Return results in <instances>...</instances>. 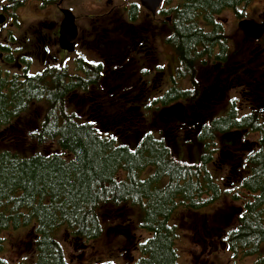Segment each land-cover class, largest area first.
<instances>
[{"label":"trees","instance_id":"trees-1","mask_svg":"<svg viewBox=\"0 0 264 264\" xmlns=\"http://www.w3.org/2000/svg\"><path fill=\"white\" fill-rule=\"evenodd\" d=\"M234 1L194 0V6L199 12L215 13L220 6ZM179 33L183 53L194 44L199 48L203 42L217 41L215 33L205 35L200 29L194 32L187 28ZM196 54L195 68L200 66L203 51ZM91 70L86 65L85 78L70 80L67 87L60 81L52 82L47 89L36 88L35 82L23 83L17 103L15 98L5 97L6 111L1 114L5 124L20 119L32 102L41 104L42 111L35 121L38 129L30 135V150H14L11 143L0 148V264H9L1 257L2 233L28 228L33 235L34 259L19 264H68L57 239L59 231L65 230L73 240H96L103 234L101 211L106 208L110 214L137 209L138 228L148 236L138 243L139 256L134 264H178L170 218L178 208L199 211L228 195L227 190H219L216 179L207 172L208 149L216 137L235 129L259 132V137L243 162L244 173L237 175L233 186L230 199L239 207L235 226L224 235V245L235 255L253 258V264H264V102H260L261 116L251 112L236 118L231 100L224 114L211 118L209 127L197 130L194 140L204 155L197 164L188 163L183 160L181 148L175 156L170 143L156 131H142L125 143L119 142L72 103L66 105V99H79V91L89 107L86 115L92 116L91 107L96 101L89 95L98 84V75ZM194 78L190 77L192 83ZM194 92L197 95L200 91ZM188 98L187 93L171 88L153 102L166 107ZM89 99L93 102L88 103ZM47 143L54 145L53 151L39 149ZM146 171L150 173L145 175Z\"/></svg>","mask_w":264,"mask_h":264},{"label":"flooded vegetation","instance_id":"flooded-vegetation-1","mask_svg":"<svg viewBox=\"0 0 264 264\" xmlns=\"http://www.w3.org/2000/svg\"><path fill=\"white\" fill-rule=\"evenodd\" d=\"M254 1L235 0L220 6L215 13L205 14L197 11L194 0H159L153 12L139 0H2L0 136L4 129L13 128L19 120L15 118L13 123L5 124L1 116L6 111L5 97L15 98L17 103L23 83L35 82L36 88L47 89L52 82L60 81L67 87L70 80L85 78L86 65L91 66L98 79L102 72L114 77L130 76L133 65L144 66L142 70L147 71H142L143 76L138 80L147 82L146 87L149 81L153 86L158 81H167V88L160 97L171 88L189 95L188 100L178 99L170 104L169 110L177 111V122L186 113L182 105L189 106L191 119L196 120L197 110L216 103L231 92L244 98L238 102L239 107L232 99L237 108L236 118L251 112L260 115V102H264L261 99V94L264 95V59L261 58L264 32L258 40L248 42L239 30L243 20L256 22L264 29V4L257 8L259 12L255 17H246L244 13ZM225 14L234 24L237 43H232L227 32ZM187 28L194 32L200 29L205 35L215 33L217 41L203 42L199 48L194 44L189 52L183 53L179 31ZM165 50L172 54L168 60H173L166 68L162 63ZM246 50L252 55L247 59L244 57ZM202 51L198 60L200 66L195 68L198 57L195 53ZM93 54V58L87 56ZM200 75L210 81L196 95L190 77H195L194 83ZM214 84L219 86V92L216 98L209 100L204 92ZM82 94L78 91V95ZM68 102L66 99V105ZM83 105V96L72 104L76 108ZM210 124L201 121L196 125L197 130ZM255 136L258 138L259 132L235 129L216 137L213 147L208 149L210 163L218 156L217 160L226 166L229 174L241 176L243 162L256 146ZM202 155L196 152L190 157L193 156L197 164Z\"/></svg>","mask_w":264,"mask_h":264},{"label":"rangeland","instance_id":"rangeland-1","mask_svg":"<svg viewBox=\"0 0 264 264\" xmlns=\"http://www.w3.org/2000/svg\"><path fill=\"white\" fill-rule=\"evenodd\" d=\"M262 4H264L262 0L252 2L245 9L246 17L258 15L257 8ZM223 18L228 22L226 29L232 43L239 42L233 31L234 24L231 18L228 14H225ZM262 48L264 50V41ZM171 55L166 50L164 51L165 60L162 63L165 68L173 64L172 58L168 60ZM87 56L93 58L94 54ZM251 56L247 50L244 52L245 59ZM261 58L264 59V53ZM143 67L133 65L131 67L133 73L130 72V76L114 77L107 72H102L97 80L96 88H93L89 95L96 101V104L94 103L91 107L90 115L92 116L86 115V110L89 107L85 102L83 107L76 109L80 110L84 117L89 118L88 120L94 121L101 131H110V134H113L119 142L132 139L142 131H156L158 136L164 138L168 144L170 143L171 151L175 156H177L180 147L184 154L183 160L193 163L194 157H190V154L193 155L202 150L194 140L197 123L208 122L211 118L224 114L232 99H235V105L239 107L238 102H242L244 98L235 92L226 93L216 103L197 110L196 120L191 119L189 113L191 110L188 105L184 104L182 110L186 109V113L177 122V111L169 110L172 105L163 107L159 103L153 102V99L158 98L161 92L167 88V81H158L154 86L149 81V85L146 87L147 82L138 80V77L143 76ZM201 75L196 77L194 84L191 82L192 89H196L198 92L210 81V78ZM81 96L79 95V98ZM77 100L74 101V98H71L69 102L75 104ZM91 102L93 100L89 99L88 103ZM73 110L75 111L74 107ZM41 111V104H31L26 113L20 116L18 122L13 124V128L4 129L0 136V148L11 143V148L14 150H30L32 148L30 135L38 129L35 121L40 118ZM179 134H181V138H179ZM254 139L257 141L256 136ZM217 143L219 144L216 139ZM39 149L47 152L53 151L54 145L47 143ZM216 157L214 162L207 165V170L216 179L219 190H227L228 195H222L208 208L199 211L192 212L181 208L174 211L170 218V224L175 228L178 264H253V258L244 259L239 254L235 255L224 245L223 238L226 231L236 224L235 215L239 204L231 202L230 198L238 176L229 174L225 169L226 166L217 160L218 156ZM148 173L150 172L146 171L145 175ZM110 213L111 210L107 208L101 211L105 226L103 234L96 240L88 242L73 240L65 230L59 231L57 239L68 264H89L103 261H112L114 264H134L139 256L136 249L138 243L148 236L145 231L138 228L139 213L135 208L121 214ZM29 230V228L10 229L2 233L1 257L3 260L9 264H19L34 259L33 235L31 237L32 232Z\"/></svg>","mask_w":264,"mask_h":264},{"label":"water","instance_id":"water-1","mask_svg":"<svg viewBox=\"0 0 264 264\" xmlns=\"http://www.w3.org/2000/svg\"><path fill=\"white\" fill-rule=\"evenodd\" d=\"M139 2L142 6H145L153 12L159 0H139ZM239 30L243 33L245 40L248 42L258 40L264 32V29L260 24L250 20L241 21L239 23ZM218 92L219 86L214 84L205 90L204 95L210 100L216 98Z\"/></svg>","mask_w":264,"mask_h":264},{"label":"snow or ice","instance_id":"snow-or-ice-1","mask_svg":"<svg viewBox=\"0 0 264 264\" xmlns=\"http://www.w3.org/2000/svg\"><path fill=\"white\" fill-rule=\"evenodd\" d=\"M0 2H2V0H0ZM142 71H147V69H143ZM93 123H94V122H93ZM94 135H95V133H94ZM108 264H114V262L109 261Z\"/></svg>","mask_w":264,"mask_h":264}]
</instances>
